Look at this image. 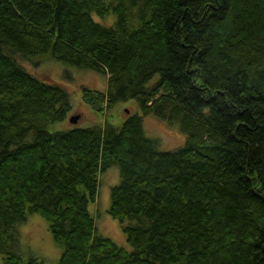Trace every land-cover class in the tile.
Masks as SVG:
<instances>
[{
    "label": "trees",
    "instance_id": "16d2710c",
    "mask_svg": "<svg viewBox=\"0 0 264 264\" xmlns=\"http://www.w3.org/2000/svg\"><path fill=\"white\" fill-rule=\"evenodd\" d=\"M42 56L107 76L82 87L103 124L49 130L73 103L18 59ZM128 100L141 113L116 125ZM147 115L179 122L185 143L160 149ZM113 166L109 213L131 251L90 209ZM28 213L63 247L57 264H264V0H0L3 264H44L21 254Z\"/></svg>",
    "mask_w": 264,
    "mask_h": 264
},
{
    "label": "rangeland",
    "instance_id": "374dc122",
    "mask_svg": "<svg viewBox=\"0 0 264 264\" xmlns=\"http://www.w3.org/2000/svg\"><path fill=\"white\" fill-rule=\"evenodd\" d=\"M100 18V20H99ZM98 21L106 25L114 24L117 17L114 13L101 18ZM22 65L30 72L48 83H58L65 87L71 94L73 110L67 119L57 121L49 125L50 131L66 130L73 126L87 127L95 124H103L105 116L96 111L91 105L84 102L82 87L105 90L107 87V76L95 70L80 68L73 64L58 60L54 57L38 58L39 64L29 62L18 57ZM159 76L154 81L158 80ZM122 109V110H121ZM120 111H132L141 113L136 100L119 102L113 110H110V119H114L116 125ZM75 114H80L81 119L73 124L70 120ZM109 114V115H110ZM146 134L151 138H157L160 142V149L174 150L183 145L186 141V133L182 130L179 122L168 123L154 115H147L144 118ZM120 181V170L118 166L109 168L101 175L99 199L91 203V211L95 216L99 234L112 238L119 245L126 247L129 251L132 246L126 238L123 224L109 213L111 206V188ZM21 233V254L26 258L36 257L44 264H57L63 247L54 239L48 221L37 213H28L27 221L19 227ZM0 264H3L0 255Z\"/></svg>",
    "mask_w": 264,
    "mask_h": 264
},
{
    "label": "water",
    "instance_id": "95a60500",
    "mask_svg": "<svg viewBox=\"0 0 264 264\" xmlns=\"http://www.w3.org/2000/svg\"><path fill=\"white\" fill-rule=\"evenodd\" d=\"M80 117H81L80 114H75L74 116L70 118V120L72 123L76 124L79 122Z\"/></svg>",
    "mask_w": 264,
    "mask_h": 264
}]
</instances>
